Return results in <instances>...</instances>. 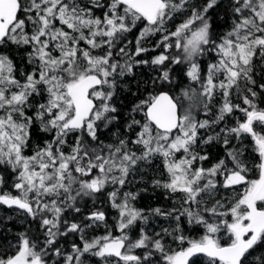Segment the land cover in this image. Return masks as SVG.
Wrapping results in <instances>:
<instances>
[{
    "label": "snow or ice",
    "instance_id": "1",
    "mask_svg": "<svg viewBox=\"0 0 264 264\" xmlns=\"http://www.w3.org/2000/svg\"><path fill=\"white\" fill-rule=\"evenodd\" d=\"M0 264H264V0H0Z\"/></svg>",
    "mask_w": 264,
    "mask_h": 264
}]
</instances>
